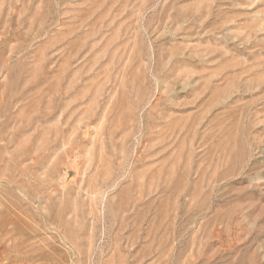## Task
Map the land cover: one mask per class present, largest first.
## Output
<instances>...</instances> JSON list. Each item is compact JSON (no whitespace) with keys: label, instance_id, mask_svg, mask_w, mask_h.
<instances>
[{"label":"rangeland","instance_id":"1","mask_svg":"<svg viewBox=\"0 0 264 264\" xmlns=\"http://www.w3.org/2000/svg\"><path fill=\"white\" fill-rule=\"evenodd\" d=\"M0 264H264V0H0Z\"/></svg>","mask_w":264,"mask_h":264}]
</instances>
